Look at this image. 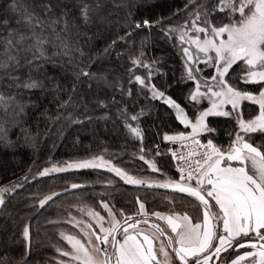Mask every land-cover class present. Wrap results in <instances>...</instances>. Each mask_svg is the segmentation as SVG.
Instances as JSON below:
<instances>
[{
    "label": "trees",
    "instance_id": "1",
    "mask_svg": "<svg viewBox=\"0 0 264 264\" xmlns=\"http://www.w3.org/2000/svg\"><path fill=\"white\" fill-rule=\"evenodd\" d=\"M193 18L217 27L232 22L218 0H0V181L18 174L21 182L0 209V264H59L58 249H68L60 236L67 228L62 221L83 206L99 209L103 201L133 219L144 202L146 218L160 211L203 220V206L187 193L130 184L106 169L41 175L56 162L103 156L143 180L182 182L173 143L165 137L189 128L172 106L135 80L148 70L134 62L146 59L152 86L195 116L207 101L191 100L195 82L188 79L176 35L166 30ZM144 20L153 26L135 27ZM201 69L213 74L205 65ZM243 72L242 62L233 65L229 84L259 93L260 85L242 82ZM228 110L229 117L209 116L213 131L200 135L221 151L234 145L236 133L244 135L236 113ZM241 111L250 120L259 106L244 101ZM250 136L245 139L264 151V134ZM27 225L29 242L23 237ZM243 250L230 249L222 258L228 262Z\"/></svg>",
    "mask_w": 264,
    "mask_h": 264
},
{
    "label": "snow or ice",
    "instance_id": "2",
    "mask_svg": "<svg viewBox=\"0 0 264 264\" xmlns=\"http://www.w3.org/2000/svg\"><path fill=\"white\" fill-rule=\"evenodd\" d=\"M218 9L221 12L226 11L232 22L219 27L211 24H208L207 27H197L196 31L204 33L206 38L201 41V38L196 36L192 43L197 46L200 53L205 55L204 62L212 64L216 74L210 79L215 82L216 87L220 90L215 91L209 86L207 92L202 93L200 83L197 81L196 91L191 96V99L196 101L198 97L210 93L208 98L211 100L212 97H217L219 98L218 101L213 100L212 107L201 112L195 123L187 119L183 109L174 100L168 98L165 103L178 110L182 122L191 125L193 134L213 131L206 125V117L231 116V111L223 110L225 105H230L232 110H237L242 101H251L259 105V114L254 119L244 121L239 118L241 113L236 112L239 128L244 135L236 133L234 145L230 146L227 151H221L211 140H208L206 145H200L199 141L193 140L198 147L203 146L209 149L204 153H196L203 158V163L197 160L195 162L196 168L187 173L188 181L194 179L195 173V186L184 187L179 183L173 185L171 182L154 185L161 188L174 186L180 192L194 197L203 206L202 223L194 224L187 214L164 216L161 213H153L158 219L165 220L171 233L175 235L167 234L159 224H152L151 227L155 231L148 235L143 231L130 232V228L133 230L138 228L139 222L131 217H124L122 225L120 220L115 219V215L107 204H104L103 207L108 209L109 215L113 217L111 227L103 226L104 217L100 216L99 213L89 212V215L98 218L97 223L100 225L103 236L96 234L93 230L92 235H95V239L98 241V244L93 245L91 236L85 232V235L89 236L87 244L92 246L93 252L100 253L104 257L103 264H170L168 247L172 248L175 256L182 264H189V257L195 258L194 264H209L213 256L219 257L222 252H228L230 248L233 251L240 248L256 250L237 255L230 261V264H242L249 258H253L250 260V264H264V243H260L258 246L252 240L244 242L238 239L254 234L259 241H264V151L248 142V139H251V133L264 134V0H218ZM83 15L87 17V8L83 10ZM237 16L239 17L238 20H236ZM205 23L207 24V21ZM152 26L148 20H144L142 24H135L136 28ZM225 34L226 39L224 38ZM183 39L184 37L181 36V40ZM183 51L188 53L187 48ZM192 59L193 57L188 55V60L191 61ZM238 62H242L244 68L240 77L242 82L260 85L258 96L248 91L237 90L225 79L229 70ZM134 63H139V61ZM193 71L192 67L187 69L190 80L196 79ZM84 75H88V73H84ZM135 79L141 85L145 84L140 76H136ZM25 86L30 87L32 85ZM153 94L159 97L164 95L163 92H156L154 86ZM131 119L135 120L137 117L132 116ZM131 131L136 136H140L137 128L132 127ZM245 136L248 139H245ZM165 139L183 140L185 137L183 135L179 137L166 136ZM140 158L143 159L142 156ZM234 163L237 166H234ZM103 164V158L98 157L92 160L69 163L66 167L54 166L51 169H45L41 175H47L50 171L61 172L72 168H97ZM109 170L115 172L127 183L136 185L146 183L127 175L119 168L110 167ZM153 170H157L155 165H153ZM181 179L183 180L185 177L182 176ZM72 187L76 188L79 185L73 184ZM5 191L7 189H0V193ZM51 199V196L47 197L46 200L41 201L40 206L43 207ZM210 201H214V205ZM3 203L4 200L0 196V205ZM213 207L217 210L213 211ZM139 214L147 215L143 203L139 205ZM130 220L131 223H129ZM140 222L148 223L147 220ZM87 227L92 229L91 224ZM23 235L26 238L29 237L27 227H25ZM117 235L121 238L117 239ZM165 235H167L166 243L160 241L157 248L155 242ZM138 236H142V240L138 239ZM110 237L111 239H109ZM65 238L71 245L72 251H65L62 255L71 256L73 260L82 261V264H97L89 251V247L84 242L73 236ZM234 242H236L235 247H233ZM100 245L107 247L102 248ZM109 249L112 250L111 253ZM158 253L162 254L163 260L158 259Z\"/></svg>",
    "mask_w": 264,
    "mask_h": 264
},
{
    "label": "rangeland",
    "instance_id": "3",
    "mask_svg": "<svg viewBox=\"0 0 264 264\" xmlns=\"http://www.w3.org/2000/svg\"><path fill=\"white\" fill-rule=\"evenodd\" d=\"M63 1H65V0H63ZM66 1H69V0H66ZM208 24H210V23L202 24V23L198 22L197 19L193 18V19L189 20L188 22H185L184 24H181V25H172V26H167L166 27V30L168 32L169 31L172 32V34H175L176 37H177V42H178L177 47H178V50L183 54V56H184V58L186 60V70L189 67H192L193 70H194L193 71V75L195 76L196 79L194 80L195 86H194V89H193V91L191 93V96L196 91V82L197 81H199V83H200V91L202 93H206L207 92V88L209 86H211L213 88V90H215V91H219L220 90L218 87H216L215 82H213L210 79L211 76H213V75L216 74L214 68L212 67V64L211 63H205L204 62L205 59H206L205 55L203 53H200L198 51V49H197V46L194 43H192V40L196 36H199L201 38V41H203V39L206 38L205 37V34L204 33H198L196 31V28L197 27H207ZM181 36L184 37L183 40H181ZM224 38L225 39L227 38L226 37V34H225ZM185 48L188 49V53L187 54L183 51V49H185ZM188 55H191L193 57V59L191 61L188 60ZM135 61H139V63H136V64H140L141 66L145 67L148 70V73L146 75H138V76H140L145 81V84L144 85H141L138 81L137 82L143 88L149 89L150 92H151V95L154 96V94H153V86L150 83V74H149L150 64H149V62L146 59L145 60H142V61L140 59H136ZM201 65H205L207 68H212L213 69V74L211 76H205L202 73L203 71L201 69ZM225 79H226V77H225ZM228 84H229V82H228ZM234 88H236V87H234ZM237 90H239V89H237ZM155 91L156 92H161V91H159L157 89H155ZM252 94L253 95H256V96L259 95V93H257V94L252 93ZM209 95H210V93H208L207 95H205L203 97H198L197 98L196 101H200L201 99H205L207 101V106L205 108L199 110V112L195 116L189 115L188 112L180 105V108L183 109L184 115L187 117L188 120L192 121V123H195L196 122V119L199 117V115H200L201 112L207 111L208 109H210L212 107V101L213 100H217L218 101L219 98H217V97H212V99L210 100L208 98ZM154 97L160 99L163 102H165L166 99L170 98L169 96H167L165 94L163 95V97H159V96H154ZM243 102L244 101L241 102V104L239 106V109L233 110V111L235 113L237 111H239L241 113V116L239 118L240 119H243L244 121H249V120H245L243 118V116H242L241 108H242ZM168 105H170V104H168ZM229 107L231 108L230 105H225L224 108H223V110L224 111H229L228 110ZM174 109L176 111L178 120L182 124L186 125L189 128V131L187 133L186 132H182V133H177V134H173V135H167V136H172V137H179L180 135H183L185 137V139H183V140H181V139H173V140H170V142H172L174 144L176 142H183V141H187V140L193 139V138L200 139V135H202L206 131L199 132L198 134H193L192 133V129H191V125L190 124L183 123L181 116L178 115V110L176 108H174ZM208 118L209 117H206L205 118L206 125H208L207 124ZM254 118H252V119H254ZM239 131H241V130H239ZM234 141H235V138H234ZM205 143H207V142H205ZM208 151H209V149H208ZM98 157H102L103 158L104 164H103V166L97 167V168H102V169H106V170H109L110 167L119 168L122 172L126 173L127 175L132 176V177H134L136 179H140V178H137L136 176L128 173L127 171H125L121 167L115 165L110 159H107V158H105L103 156H95V157H90V158H82V159H77V160H72V161L56 162V163H53L50 166L46 167L45 169H51L54 166L55 167H66V165L69 164V163L81 162V161H85V160H92V159L98 158ZM200 161H201V163H203V160L202 159ZM97 162L100 163V161H97ZM148 164L150 165V169L153 170V165H155V168L157 169L156 164L152 160L149 159L148 160ZM234 166H237V165H235V163H234ZM74 169L75 168H72V169H68L66 171L74 170ZM179 170H181V168ZM61 172H64V171H61ZM61 172H51L50 171L48 174L61 173ZM111 172L114 173V174H116L113 171H111ZM181 177H182V175L180 173V179L179 180L182 181L180 183L187 184V185H190V186H195V173H194V179L192 181H188L187 180V177H185V176H184L185 179L182 180ZM140 180H143V179H140ZM143 181L147 182L150 185H156V184L166 183V182L175 183V181L172 180L169 177H166L164 179L163 178L162 179H156V178L154 179V178H152V179H146V180H143ZM20 187H21L20 175L17 174V175H13V176L7 177V178H5V179H3V180L0 181V189H7V191L0 193V196H2V198H3L4 202H5L6 199H7V196L9 194H11L12 192H14L16 189L20 188ZM47 197H49V196H47ZM47 197L43 198L41 201L46 200ZM51 197H53V195H51ZM41 201L39 202V206L41 205ZM48 201H47V203H48ZM47 203H45L44 206ZM141 203L144 204V206H145V212L147 213V207H146L145 203L144 202H139V205ZM101 204L102 205H101V207H99V209L96 208V207H94V206H83V207H80V208H78L79 214H74V215L71 214V216H69L67 219H65L64 221H62V223H64L65 225H67V228L65 230L61 231L60 236L62 237L63 241H65V243L67 244L68 249H60V250L58 249L60 255H62V253L65 252V251H67V252H71L72 251L71 245L68 243V241H67V239L65 237H67V236H73V237H75L77 239H80L82 242L85 243V245L87 247H89V251H90L91 255L94 257V259L96 260L97 264H103L104 257L100 253L93 252L92 251V246L87 244V241L89 239V236H91L92 244L93 245L98 244V241L95 239V235H92L93 230L95 231L96 234H98L100 236H103V233L100 231V225L97 223L98 218H94L93 216L89 215V212L99 213L100 216H103L104 217V220L102 221V223H103V226L106 227V228L112 226V223L111 222L113 220V217L111 215H109L108 209H105L103 207L104 204H107L109 206V208L111 209L112 213L115 215V219L120 220L122 225L124 223V217H126V216H124V215L122 216V215L117 214L114 211L113 207L108 202H106V201H103ZM1 207H2V205H1ZM1 207H0V209H1ZM138 211H139V207H138ZM213 211H216V210L213 208ZM155 213H161L164 216L172 215V214H169V213H166V212H160V211H157ZM147 215H148V213H147ZM147 215H140L139 212H138V217H136L135 219H133L136 222H139L138 223V228L135 229V230H133V229L130 228L129 231L130 232H133V233L136 232V231H143L145 234L151 235L152 232L155 231L154 229H152L151 225L152 224H159L161 226V228H163L167 234L173 235V236L175 235V234L171 233V230L168 227L167 222L165 220L158 219L153 214H152L151 218H146ZM181 215H183V214H181ZM143 220H147L148 223L145 224V223L140 222V221H143ZM131 222L132 221L130 220L129 223H131ZM215 222L216 221H214V223ZM193 223L195 224V222H193ZM89 224L92 225V229H89L87 227ZM25 227H27L29 229V237L26 238V237H24V235H23V237L26 239L27 242H29L30 241V237H31V235H30V228H29L28 225L25 226ZM25 227H24V229H25ZM217 230L219 231V229H217ZM85 232H88L89 233V236H86L85 235ZM4 238H5V240H7V236L5 235V237H4V234H3V238L2 239L4 240ZM120 238L121 237L119 235H117V239H120ZM240 238L244 242H247L248 240H252L253 242H256L258 246H259L260 243H264V241H259L257 238H255L254 234L251 235L250 237H240ZM109 239H111V237ZM138 239H141L142 240V236H138ZM160 241H164L166 243V241H167V235L162 236L160 238V240H158V241L155 242L157 248L159 247ZM214 246H215V242H214ZM100 247L103 248V247H107V246L106 245H100ZM243 249L244 250L242 252H244L247 248H243ZM111 251L112 250L109 249V252L110 253H111ZM167 251L169 252V255H170V264H182V262L179 261V259L175 256V253L172 251V248L171 247H168L167 248ZM247 251H256V250L255 249L248 248ZM226 253L227 252H222L219 257L213 256L212 259L209 261V264H213V263L219 262L220 259L222 260L221 262H226V261H224L225 258L224 257L222 258V256L225 255ZM205 255H208V253H205ZM62 257L63 258H61L59 260V264H82V261L73 260L71 258V256H64V255H62ZM158 259H161V260L164 259V257L162 256V254H159L158 253ZM194 259L195 258L189 257L188 258L189 264H194ZM251 259H253V258H250L248 260L247 264H250V260ZM256 259L258 260V258H256ZM230 261H228L226 263H230Z\"/></svg>",
    "mask_w": 264,
    "mask_h": 264
},
{
    "label": "built area",
    "instance_id": "4",
    "mask_svg": "<svg viewBox=\"0 0 264 264\" xmlns=\"http://www.w3.org/2000/svg\"><path fill=\"white\" fill-rule=\"evenodd\" d=\"M193 140L199 141L200 145H206L201 139L193 138L183 142H176L173 144L172 154L173 158L179 167L182 176L187 177V173L196 168V161L203 159L200 155L196 153L207 152L206 147H198Z\"/></svg>",
    "mask_w": 264,
    "mask_h": 264
},
{
    "label": "water",
    "instance_id": "5",
    "mask_svg": "<svg viewBox=\"0 0 264 264\" xmlns=\"http://www.w3.org/2000/svg\"><path fill=\"white\" fill-rule=\"evenodd\" d=\"M180 184V183H179ZM181 186H184V187H189L190 185H187V184H180ZM170 189L172 190H175V191H179L177 190L174 186L173 187H169ZM1 207V205H0ZM213 264H230V263H226V262H217V263H213Z\"/></svg>",
    "mask_w": 264,
    "mask_h": 264
},
{
    "label": "crops",
    "instance_id": "6",
    "mask_svg": "<svg viewBox=\"0 0 264 264\" xmlns=\"http://www.w3.org/2000/svg\"><path fill=\"white\" fill-rule=\"evenodd\" d=\"M202 160H203V159H202ZM174 214H180V213H174ZM172 215H173V214H172ZM191 220H192V219H191ZM192 221H193V220H192ZM193 222H194V221H193ZM200 222L202 223V221L195 222V223H200ZM213 222H214V221H213ZM255 238H257V237H255ZM257 239H258V238H257ZM258 240H259V239H258ZM247 250H248V248H247L244 252H242V253H240V254H244V253L248 252ZM240 254H239V255H240ZM249 259H250V258H249ZM247 262H248V260L243 261L242 263H243V264H247Z\"/></svg>",
    "mask_w": 264,
    "mask_h": 264
}]
</instances>
